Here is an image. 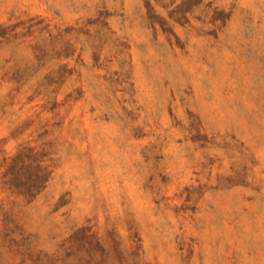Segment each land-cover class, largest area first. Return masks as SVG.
Wrapping results in <instances>:
<instances>
[{"label":"rangeland","instance_id":"374dc122","mask_svg":"<svg viewBox=\"0 0 264 264\" xmlns=\"http://www.w3.org/2000/svg\"><path fill=\"white\" fill-rule=\"evenodd\" d=\"M0 264H264V0H0Z\"/></svg>","mask_w":264,"mask_h":264},{"label":"trees","instance_id":"16d2710c","mask_svg":"<svg viewBox=\"0 0 264 264\" xmlns=\"http://www.w3.org/2000/svg\"><path fill=\"white\" fill-rule=\"evenodd\" d=\"M19 162L15 164V166L18 167L17 172L9 181L20 195H24L28 200H32L46 185L49 180V172L44 173L41 177L36 176L33 178L32 175L25 177L22 174L23 170H28L33 163L30 164V162L21 159Z\"/></svg>","mask_w":264,"mask_h":264}]
</instances>
